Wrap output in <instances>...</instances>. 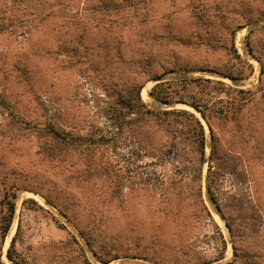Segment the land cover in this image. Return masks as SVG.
I'll list each match as a JSON object with an SVG mask.
<instances>
[{
	"label": "rangeland",
	"instance_id": "obj_1",
	"mask_svg": "<svg viewBox=\"0 0 264 264\" xmlns=\"http://www.w3.org/2000/svg\"><path fill=\"white\" fill-rule=\"evenodd\" d=\"M243 25L235 33L233 46L252 66L248 79L239 83L248 89L258 86L260 65L255 59L264 69V0H0V198L6 191L17 193L15 216L3 240L0 224V264H12L6 255L14 236L13 255L24 264H98L78 230L99 238L98 249L108 250L118 239L123 251L133 254L158 233L161 221L145 207L143 193H129L125 209H118L107 205L94 188L86 190L74 179H66L59 172L60 163L47 159L19 120L51 123L83 135L105 133L108 125L103 113L110 98L104 90L124 92L131 83H142L141 98L152 105L148 93L156 82L144 83L148 75L160 74L172 61L230 66L226 50L231 31ZM168 29L191 43L207 34L219 48L184 47L160 39ZM248 30L255 59L246 52ZM146 57L153 59L149 70ZM194 76L218 80L200 73ZM176 107L190 111L185 105ZM76 150L78 159L90 151L117 170L126 165L106 145ZM171 169L170 165H149L139 170V176L153 184L156 175H170ZM253 171L264 195V167L256 164ZM42 196L65 210L59 213ZM28 199L34 203L23 204ZM3 214L0 209V218ZM177 227L173 223L167 235L175 238ZM221 229L228 241L226 229ZM195 233L190 248L205 258L215 257L217 251L206 244L203 231ZM183 234L188 236L187 231ZM186 251L187 246L180 251L170 248L156 259L174 264ZM231 257L227 244L222 263ZM109 264L152 263L124 258Z\"/></svg>",
	"mask_w": 264,
	"mask_h": 264
},
{
	"label": "trees",
	"instance_id": "obj_2",
	"mask_svg": "<svg viewBox=\"0 0 264 264\" xmlns=\"http://www.w3.org/2000/svg\"><path fill=\"white\" fill-rule=\"evenodd\" d=\"M244 27L231 31L230 47L226 50L230 66L179 65L172 61L160 74L148 75L144 83L159 79L148 93L152 105L141 98L142 83L133 82L124 92L104 90L110 98L103 113L108 125L105 133L83 135L51 123L19 120L47 159L60 163L59 172L66 179H74L86 190L94 188L104 196L107 205L118 209H125L129 193H143L149 213L160 217L158 233L152 234L142 249L133 254L125 253L118 239L108 250L98 249L95 244L101 241L99 238L93 239L90 233L78 230L96 263L130 258L163 264L156 258H161L167 249L180 251L187 246L186 253L182 252L174 264H264V195L257 188L253 171L256 164L264 167V69L255 59L252 31L248 30L246 52L259 62L260 72L257 87L240 88L239 83L252 72V66L241 59L233 46L235 33ZM159 38L178 46L219 48V43L207 34L191 43L172 35L168 29L167 35ZM143 60L149 70L153 59ZM195 73L218 80L194 76ZM177 105L197 111L208 128V136L198 116ZM96 145H106L123 157V170L102 163L90 151L83 158H76L78 147ZM143 160L147 163L143 164ZM149 165H170L172 169L170 175H156L159 181L153 179L151 184L139 176V170ZM42 198L59 213L66 208L49 197ZM16 200V192L6 191L0 198V209L4 211L0 218L2 240L14 219ZM26 202L34 203L32 199L23 204ZM62 215L65 217L66 213ZM213 215L224 224L228 241ZM173 223L180 230L175 238L166 233ZM197 229L203 231L206 244L217 251L215 257L205 258L190 248ZM183 230L193 237L183 234ZM227 244L232 257L222 263ZM14 245L15 236L7 249V259L12 264H24L14 257Z\"/></svg>",
	"mask_w": 264,
	"mask_h": 264
},
{
	"label": "bare ground",
	"instance_id": "obj_3",
	"mask_svg": "<svg viewBox=\"0 0 264 264\" xmlns=\"http://www.w3.org/2000/svg\"><path fill=\"white\" fill-rule=\"evenodd\" d=\"M240 35H241V33H239L238 36L236 37L237 40H239ZM185 107H186V106H185ZM189 110L192 111V112H194L191 108H189ZM194 114L197 115V116L199 117V115H198L197 113L194 112ZM213 217H214L216 223L220 226V228L222 227V228L226 229V228L224 227V224L222 223V221L219 219L218 216L213 215ZM221 230H222V229H221ZM8 241H9V240H6V245H7Z\"/></svg>",
	"mask_w": 264,
	"mask_h": 264
},
{
	"label": "water",
	"instance_id": "obj_4",
	"mask_svg": "<svg viewBox=\"0 0 264 264\" xmlns=\"http://www.w3.org/2000/svg\"><path fill=\"white\" fill-rule=\"evenodd\" d=\"M159 81V79H154L153 80V82H158ZM188 107V106H187ZM190 108V107H189ZM195 113H197L198 115H199V119L203 122V124H204V126H205V128L207 129V131H208V128H207V126H206V124H205V122H204V120L201 118V116H200V114L197 112V111H195L193 108H191ZM190 112H192V111H190ZM194 112H192V113H194ZM225 227V226H224Z\"/></svg>",
	"mask_w": 264,
	"mask_h": 264
}]
</instances>
